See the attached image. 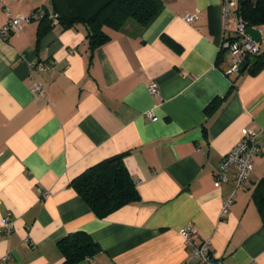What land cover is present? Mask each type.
Instances as JSON below:
<instances>
[{
    "label": "crops",
    "instance_id": "crops-1",
    "mask_svg": "<svg viewBox=\"0 0 264 264\" xmlns=\"http://www.w3.org/2000/svg\"><path fill=\"white\" fill-rule=\"evenodd\" d=\"M4 1L0 26L48 6ZM38 20L0 37V264H64L57 242L78 230L99 248L73 264H182L189 246L179 230L188 223L220 264H264V205L254 199L264 187V66L250 73L243 60L231 69L222 43L235 17L224 16L222 0H161L142 26H103L109 39L94 49L84 24L64 28L57 18L37 41ZM252 27L264 51V24ZM243 128L257 132L259 151L220 215L232 182L218 183L214 171ZM116 153L139 199L98 217L70 181Z\"/></svg>",
    "mask_w": 264,
    "mask_h": 264
},
{
    "label": "trees",
    "instance_id": "trees-1",
    "mask_svg": "<svg viewBox=\"0 0 264 264\" xmlns=\"http://www.w3.org/2000/svg\"><path fill=\"white\" fill-rule=\"evenodd\" d=\"M161 0H48V6L42 8L39 15L36 40L50 28L56 15L61 27H70L82 23L87 28V37L91 49L109 39L103 26L120 29L129 20L140 26L146 24L157 12ZM37 10V9H36ZM235 12L249 26L264 24V0H237ZM168 43L173 41L164 36ZM245 67L250 73H256L264 66V51L246 55ZM223 99H215L206 107L211 108ZM123 153H116L90 165L71 181V186L83 198L89 208L98 217H103L116 208L135 202L139 193L124 162ZM254 199L260 211L264 205V187L254 192ZM64 256V264H73L84 256L95 253L99 246L82 230L70 232L57 242Z\"/></svg>",
    "mask_w": 264,
    "mask_h": 264
},
{
    "label": "built area",
    "instance_id": "built-area-1",
    "mask_svg": "<svg viewBox=\"0 0 264 264\" xmlns=\"http://www.w3.org/2000/svg\"><path fill=\"white\" fill-rule=\"evenodd\" d=\"M224 16L230 12L235 17L234 35L230 39L223 41L222 46L227 48L232 54V70H237L244 60L246 55H254L259 51V41L253 38L246 28L249 26L245 20L235 12L237 0H222ZM0 5L4 10L8 11V7L4 0H0ZM230 9V10H229ZM229 10V11H228ZM42 8L34 10L31 15L16 14L10 15L5 23L0 26V37H5L12 31L18 29L22 22L29 20L30 17L41 15ZM52 19H56V15H50ZM197 17L194 13H186L183 16L185 21H192ZM30 67H35L38 70H49L51 65L41 62H29ZM42 86L39 83H33L31 91L34 93H41ZM151 92H157V87L154 84L149 85ZM150 113V112H148ZM259 151V142L257 132L250 128L241 129V135L237 141L225 151L218 161L214 171V178L218 183L227 182L231 180L232 191L223 198L220 206V215H223L229 208L235 190L240 187L249 177L254 168V158ZM46 194V192H44ZM1 225L5 232L10 231L12 222L8 215L1 219ZM180 234L184 242L189 246V253L182 264H192V261L199 260L203 264H220V261L214 257L210 249V241L203 239L199 242L194 241V229L188 223L180 228Z\"/></svg>",
    "mask_w": 264,
    "mask_h": 264
},
{
    "label": "water",
    "instance_id": "water-1",
    "mask_svg": "<svg viewBox=\"0 0 264 264\" xmlns=\"http://www.w3.org/2000/svg\"><path fill=\"white\" fill-rule=\"evenodd\" d=\"M246 31L255 39H258L259 38V31L257 28L255 27H252V26H248L246 28Z\"/></svg>",
    "mask_w": 264,
    "mask_h": 264
},
{
    "label": "rangeland",
    "instance_id": "rangeland-1",
    "mask_svg": "<svg viewBox=\"0 0 264 264\" xmlns=\"http://www.w3.org/2000/svg\"><path fill=\"white\" fill-rule=\"evenodd\" d=\"M131 20V19H130Z\"/></svg>",
    "mask_w": 264,
    "mask_h": 264
}]
</instances>
